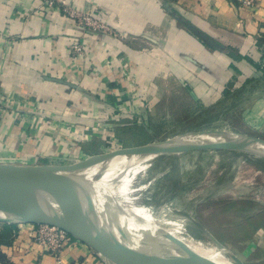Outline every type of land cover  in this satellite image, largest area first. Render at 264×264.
<instances>
[{
	"label": "crops",
	"instance_id": "1",
	"mask_svg": "<svg viewBox=\"0 0 264 264\" xmlns=\"http://www.w3.org/2000/svg\"><path fill=\"white\" fill-rule=\"evenodd\" d=\"M71 1L157 47L83 34L59 10L29 15L41 0H0V163L66 165L144 145L177 105L222 98L247 127H264V0ZM77 39L87 52L75 59ZM34 229L0 222V264H107L82 241L58 262Z\"/></svg>",
	"mask_w": 264,
	"mask_h": 264
},
{
	"label": "rangeland",
	"instance_id": "2",
	"mask_svg": "<svg viewBox=\"0 0 264 264\" xmlns=\"http://www.w3.org/2000/svg\"><path fill=\"white\" fill-rule=\"evenodd\" d=\"M51 9L61 11L67 22L83 34L111 36L138 51L157 47L151 41L152 46L148 45L147 36L134 35L119 17H99L71 0H41V5L28 14L46 13ZM16 39L17 36L12 37L13 41ZM69 49L75 59L87 52L79 39L71 43ZM176 110L171 119L156 125L159 129L154 141L175 137L193 139L197 144L215 142L219 138L233 141L236 133L264 140V127L259 131L247 127L241 113L233 106L230 108L224 98L215 104H204L200 109L184 104L177 105ZM234 110L237 115L233 114ZM198 132L209 134L194 135ZM171 152L147 155L149 163L145 170L137 173L124 195L114 196L109 203L107 211L112 219L124 223L143 218L132 206L148 213L154 211L156 215L181 220L187 232L198 241L210 246L224 245L245 264H264V156L224 148ZM99 177L96 175L94 179ZM119 203L131 213L123 210Z\"/></svg>",
	"mask_w": 264,
	"mask_h": 264
},
{
	"label": "water",
	"instance_id": "3",
	"mask_svg": "<svg viewBox=\"0 0 264 264\" xmlns=\"http://www.w3.org/2000/svg\"><path fill=\"white\" fill-rule=\"evenodd\" d=\"M202 134L209 133L198 132L194 135ZM233 135L236 136L233 141L200 144L188 138H168L94 155L66 165L0 163V222L58 226L117 264H211L165 228L151 221H146V225L163 251L153 250L134 241L116 224L94 195L76 179L92 162L149 152L224 148L252 151L264 156V147L255 145L264 144L263 139L248 134ZM240 136L251 143L243 142ZM119 206L125 211H131L122 203H119ZM230 256L238 264H245L234 252H230Z\"/></svg>",
	"mask_w": 264,
	"mask_h": 264
},
{
	"label": "bare ground",
	"instance_id": "4",
	"mask_svg": "<svg viewBox=\"0 0 264 264\" xmlns=\"http://www.w3.org/2000/svg\"><path fill=\"white\" fill-rule=\"evenodd\" d=\"M226 140V138L218 139V141L221 142H225ZM241 140L246 143H251L244 137H241ZM255 145L264 147V144ZM165 153L172 152L168 151ZM144 155L146 156L142 157L139 155H132L126 158L103 159L92 162L83 174L77 177L76 181L80 185L87 188L94 195L99 204L107 210L109 209V203L113 200L114 196L124 195L127 189L129 190L134 178L139 174V172L142 173L148 166L149 161L147 157L152 156V154L149 152L144 153ZM96 175H100V177L94 179ZM131 208L137 212V214L139 213L143 218L139 217L140 219L137 220H125L124 223H118V221L116 224L121 227L122 230L134 241H137L153 250L163 251L159 243L151 235L149 228L146 225V221H151L165 228L181 243L211 264H238L230 256V252L232 251L227 249L224 245L210 246L194 239L187 232V229L181 220L170 219L165 215H156L154 211L148 213L145 209L135 206H132Z\"/></svg>",
	"mask_w": 264,
	"mask_h": 264
},
{
	"label": "built area",
	"instance_id": "5",
	"mask_svg": "<svg viewBox=\"0 0 264 264\" xmlns=\"http://www.w3.org/2000/svg\"><path fill=\"white\" fill-rule=\"evenodd\" d=\"M244 3L249 6L255 5L254 0H244ZM88 23L90 25H96L91 21H88ZM98 26L101 27L102 25ZM4 100L6 103L10 102V98L8 97ZM33 241L42 245L46 252L54 255L58 262H61L62 252L68 245H72L77 241L81 242L79 238L73 236L66 230L50 224H35ZM99 254L102 255L100 252ZM104 259L107 264H111L107 258L104 257Z\"/></svg>",
	"mask_w": 264,
	"mask_h": 264
},
{
	"label": "trees",
	"instance_id": "6",
	"mask_svg": "<svg viewBox=\"0 0 264 264\" xmlns=\"http://www.w3.org/2000/svg\"><path fill=\"white\" fill-rule=\"evenodd\" d=\"M3 258H2V253H1V249H0V260H2Z\"/></svg>",
	"mask_w": 264,
	"mask_h": 264
}]
</instances>
